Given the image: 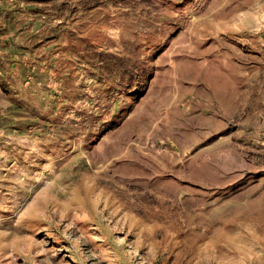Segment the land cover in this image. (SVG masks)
<instances>
[{"label": "rangeland", "instance_id": "rangeland-1", "mask_svg": "<svg viewBox=\"0 0 264 264\" xmlns=\"http://www.w3.org/2000/svg\"><path fill=\"white\" fill-rule=\"evenodd\" d=\"M0 264H264V0H0Z\"/></svg>", "mask_w": 264, "mask_h": 264}]
</instances>
